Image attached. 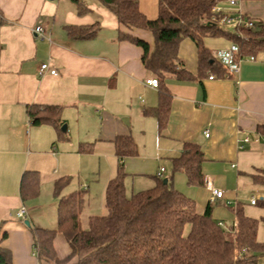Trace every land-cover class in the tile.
<instances>
[{
    "label": "crops",
    "instance_id": "obj_1",
    "mask_svg": "<svg viewBox=\"0 0 264 264\" xmlns=\"http://www.w3.org/2000/svg\"><path fill=\"white\" fill-rule=\"evenodd\" d=\"M139 3L149 19L157 18L159 0ZM235 9L264 24V0H238ZM39 26L44 38L35 33ZM92 27L98 33L91 39H74L69 33ZM120 31L154 45L150 32L128 31L100 0H0V229L8 233L3 246L12 252L13 264H51L38 260L32 229L57 228L58 179L77 171L80 180L74 192H87L84 215L94 195L92 181H103L96 189L100 199L105 198L120 165L127 193L151 189L159 177L171 180L195 201L199 214L210 205L213 218L230 232L241 206L247 217L259 221L257 240L264 242V186L253 180L264 174V135L258 132L264 126V54L258 56L260 61H244L235 77L212 69L202 73L196 45L184 40L179 57L194 78L166 80L172 106L160 130L157 118L144 113L159 105L160 91L146 85L155 75L142 62L143 50L121 41ZM223 42L218 50L232 44ZM44 63H51L59 76H40ZM210 64L217 65L212 59ZM33 105L59 107L66 138L60 139L51 123L33 125L28 115ZM119 136L134 139L135 157H117L114 142ZM187 143L204 152L203 186L189 184L183 172L173 175L171 159L181 156ZM81 144L92 147L91 152L81 153ZM28 170L38 173L41 186L39 196L25 203L20 187ZM210 183L223 191V198L212 201ZM67 190L64 195L71 194ZM23 206L26 219L17 216ZM48 209L55 219L49 224L43 220ZM91 216L95 215L88 214V220ZM54 244L60 259L70 255L62 234ZM263 260L261 256L260 264Z\"/></svg>",
    "mask_w": 264,
    "mask_h": 264
},
{
    "label": "trees",
    "instance_id": "obj_2",
    "mask_svg": "<svg viewBox=\"0 0 264 264\" xmlns=\"http://www.w3.org/2000/svg\"><path fill=\"white\" fill-rule=\"evenodd\" d=\"M100 1L117 17L122 27L128 31H148L154 38L151 46L127 31L119 32L121 41H128L143 50L145 68L159 81V105L146 109L144 113L157 118L160 130L165 129L172 106L166 80L170 77L180 80L194 78L179 57L184 40L189 39L196 45L202 73L212 69L225 74L218 63L210 64L214 54L205 44L208 37L237 44L242 56L264 54V24H256L254 29L225 30L211 22L213 8L226 0H159L155 19H149L142 12L139 0ZM69 33L74 39L86 40L95 37L98 28L72 29ZM28 115L33 125L51 123L58 130L59 138H66L59 107L29 106ZM258 132L264 135V126L259 127ZM114 143L119 159L138 154L131 136H119ZM91 150L87 144L80 146L81 153L88 154ZM204 158L199 145L185 144L181 156L171 159L173 175L183 172L189 184L203 186ZM125 178L124 168L120 165L116 177L106 188L107 214L91 216L87 230L81 221L87 192L78 190L64 195L63 191L71 180L69 177L58 179L54 185V195L59 201L57 228L32 229L38 260L51 264H68L72 260L75 264H260L264 242L257 240L259 221L247 217L241 206L236 209V222L230 232L213 218L210 205L199 214L195 201L174 188L171 180L165 184V178L159 177L153 188L128 196ZM253 180L264 186V174L253 176ZM40 186L38 173L25 171L20 187L23 202L36 199ZM59 233L71 249L65 259H60L55 249ZM7 238L8 233L0 229V264H13L12 252L3 246Z\"/></svg>",
    "mask_w": 264,
    "mask_h": 264
},
{
    "label": "built area",
    "instance_id": "obj_3",
    "mask_svg": "<svg viewBox=\"0 0 264 264\" xmlns=\"http://www.w3.org/2000/svg\"><path fill=\"white\" fill-rule=\"evenodd\" d=\"M238 5V0H226L218 3L213 8V17L211 22L219 28L225 30H241V29H254L256 26L255 21L247 17L240 9H235ZM37 36L44 38L45 30L43 27L39 26L35 29ZM247 40V37H243ZM51 40V39H50ZM212 60L215 63H218L226 72V75L229 77H235L239 75L241 71V65L244 61L256 62L262 60L260 57L254 56H242L240 47L237 44H231L227 49H223L214 53ZM50 74L51 76H59L57 69L51 67V63H44L41 65L39 70V75L44 76ZM215 77L213 75L209 76V79L213 80ZM238 83V81H237ZM146 85L152 87L153 89H158L159 81L156 77L148 79ZM208 137V132L206 133ZM248 141V138L246 139ZM164 172V169H161L159 175ZM208 188L212 193V201L215 199L223 198V191L218 190L213 187L210 183ZM256 200L252 199V204H255ZM18 218L26 219L27 209L23 206L17 213ZM222 226V224L220 223Z\"/></svg>",
    "mask_w": 264,
    "mask_h": 264
},
{
    "label": "rangeland",
    "instance_id": "obj_4",
    "mask_svg": "<svg viewBox=\"0 0 264 264\" xmlns=\"http://www.w3.org/2000/svg\"><path fill=\"white\" fill-rule=\"evenodd\" d=\"M223 40H224L223 38H212V37H208V38L205 39V43L208 44V46L210 47L211 50H218V49H220V46L224 43ZM187 44H189V45H195L189 39H187ZM72 172L73 173L68 176L70 178L71 182L67 186L71 191H68L67 190L68 188L64 189L65 191L67 190L68 192H71V193H72V191L74 192L76 190V188L79 185V180H80V177H78V175L76 173L77 171L76 172L72 171ZM102 173H106V171H103ZM102 183H103V181H98L97 183H96V181H92V183H91V185H92V187L94 189V195L91 197L92 200H91V202H89V205L87 206L88 209H86L85 214L81 216L82 227L84 229H86V230L88 229V217H87L88 214H91V215H99V216L106 215L107 214V208H106V205H105L106 204L105 198L100 199L99 194H98V191L99 190L96 189L99 186L101 187L102 186ZM97 184H99V185H97ZM187 185H186V187H188ZM145 190H147V189H145ZM178 190H180V189H178ZM44 191H45L44 195L46 197L47 196L46 189L43 188V192ZM140 191H144V189H137L135 191V193L136 192H140ZM127 194H128V196H131L132 195L130 193V191ZM48 198L51 199V194L50 193H49ZM48 207L49 208H52V206H48ZM53 216H54V211L52 209H48L47 211L44 212L43 220L45 222H48V224H49L50 223V220H52V219L55 220L53 218ZM262 264H264V260L262 261Z\"/></svg>",
    "mask_w": 264,
    "mask_h": 264
},
{
    "label": "water",
    "instance_id": "obj_5",
    "mask_svg": "<svg viewBox=\"0 0 264 264\" xmlns=\"http://www.w3.org/2000/svg\"><path fill=\"white\" fill-rule=\"evenodd\" d=\"M63 129L66 130V125L63 126ZM164 183L167 184L168 183V179H164ZM25 224L30 227V222L28 220L25 221Z\"/></svg>",
    "mask_w": 264,
    "mask_h": 264
}]
</instances>
